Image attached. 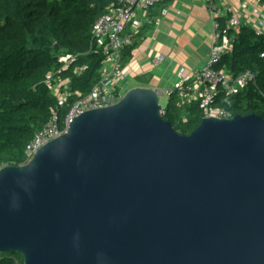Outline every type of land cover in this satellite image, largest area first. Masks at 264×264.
<instances>
[{"label": "water", "instance_id": "obj_1", "mask_svg": "<svg viewBox=\"0 0 264 264\" xmlns=\"http://www.w3.org/2000/svg\"><path fill=\"white\" fill-rule=\"evenodd\" d=\"M133 88L0 169V253L23 264H264V120L188 136Z\"/></svg>", "mask_w": 264, "mask_h": 264}, {"label": "trees", "instance_id": "obj_2", "mask_svg": "<svg viewBox=\"0 0 264 264\" xmlns=\"http://www.w3.org/2000/svg\"><path fill=\"white\" fill-rule=\"evenodd\" d=\"M116 0H0V169L19 167L34 135L52 111L60 127L73 103L98 82L102 56L92 49L95 20ZM166 0L156 7H162ZM153 23V20L149 23ZM140 37V35H139ZM137 38L122 51L127 62ZM264 36L243 26L233 32L232 46L214 65L234 76L249 71L254 81L234 94L219 91L213 106L233 116L255 114L264 120ZM75 59L63 69L59 58ZM80 69V73H75ZM50 82H47L48 75ZM62 86L66 102L59 105L51 87ZM163 119L179 135L188 136L200 124L197 104L182 106L175 94L168 98ZM18 253H0V264H13Z\"/></svg>", "mask_w": 264, "mask_h": 264}, {"label": "built area", "instance_id": "obj_3", "mask_svg": "<svg viewBox=\"0 0 264 264\" xmlns=\"http://www.w3.org/2000/svg\"><path fill=\"white\" fill-rule=\"evenodd\" d=\"M164 1L116 0L95 20L91 31L92 49L94 53L102 56L98 82L88 94L79 97L73 103L60 127L57 113L52 111L48 123L27 145L25 161L21 166L31 162L46 144L66 134L74 118L91 110L110 107L121 100L125 94L122 85L128 78V73L122 65V51L132 44L138 27L148 22L155 6ZM203 2L212 23L211 45L203 67L182 69L171 89L156 92L158 100L161 96L169 98L175 94L182 106L197 104L202 112V118L230 119L232 115L228 111L213 106L216 94L219 91L227 95L234 94L253 82L254 75L246 71L234 76L225 70H215L214 65L231 48L233 32L239 28L246 26L253 29L257 35L264 36V0H203ZM166 12L165 9H161L159 16H165ZM158 21L157 18L155 23ZM129 25L130 27H127ZM74 59L75 56L64 54L59 58V62L62 63L63 69H66ZM74 72L77 74L81 70L76 69ZM50 78L49 74L47 82H50ZM68 84L69 80H66L51 87L59 105L66 102L67 97L66 94H62L61 87ZM163 114L164 107L161 106V115ZM13 264H21V259L14 258Z\"/></svg>", "mask_w": 264, "mask_h": 264}, {"label": "crops", "instance_id": "obj_4", "mask_svg": "<svg viewBox=\"0 0 264 264\" xmlns=\"http://www.w3.org/2000/svg\"><path fill=\"white\" fill-rule=\"evenodd\" d=\"M161 9L167 11L165 16H159ZM151 20L154 22L149 23ZM211 34L212 23L203 0H166L161 8H154L148 22L137 29L134 40L137 38L138 44L130 59L122 63L128 73L123 93L133 88L171 89L182 69L203 67Z\"/></svg>", "mask_w": 264, "mask_h": 264}, {"label": "rangeland", "instance_id": "obj_5", "mask_svg": "<svg viewBox=\"0 0 264 264\" xmlns=\"http://www.w3.org/2000/svg\"><path fill=\"white\" fill-rule=\"evenodd\" d=\"M159 105H161L162 107H165L166 106V104H167V102H168V97H166V96H161L160 98H159Z\"/></svg>", "mask_w": 264, "mask_h": 264}]
</instances>
